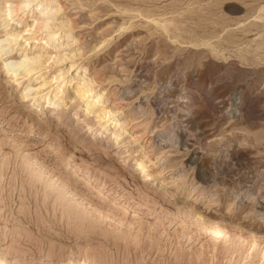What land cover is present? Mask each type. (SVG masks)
<instances>
[{
    "label": "rangeland",
    "instance_id": "1",
    "mask_svg": "<svg viewBox=\"0 0 264 264\" xmlns=\"http://www.w3.org/2000/svg\"><path fill=\"white\" fill-rule=\"evenodd\" d=\"M13 1L10 25H53L9 56H67L29 77L0 55V258L264 264V0ZM60 69L56 103L20 96ZM81 78L104 96L88 111ZM102 103L121 138L99 132Z\"/></svg>",
    "mask_w": 264,
    "mask_h": 264
},
{
    "label": "bare ground",
    "instance_id": "2",
    "mask_svg": "<svg viewBox=\"0 0 264 264\" xmlns=\"http://www.w3.org/2000/svg\"><path fill=\"white\" fill-rule=\"evenodd\" d=\"M19 8H20V6H19L18 2H14L13 0L12 1L0 0V24L3 25L2 29L4 30V33L1 34V36H0V55L1 56L3 55L4 58H5L4 62H6V63L4 64V68L6 70H9L10 67H14V66H17V68L18 67H22L21 69L24 70V74L25 75H29V77H30L31 75H35V74L39 73L43 69L41 67L49 66L48 63L55 64V62L63 60L64 58H66L67 55H65L66 53H62L60 50H56L57 48L55 50H51V49H49L47 47L46 48L43 47V50H40V51H38L36 53H29L28 52V53L22 54L21 56H19V58H15V57L9 56L10 49H12L14 47V44L17 41L21 42V39L24 38V40L22 41V44H23L26 41H28L30 38L37 39L38 35H39V34H37V32H38L39 29H41L43 27L49 28L50 26L53 25V24L49 23V21H46V18H44L42 16L34 18L33 22H31L26 27H19L18 25H15V26L14 25H10V23H12L13 20H15L14 19L15 13H12V12L13 11L14 12L17 11ZM55 25H58V24H55ZM57 34H58V31H53V32L49 33L48 35L44 36V39H45V43L44 44L45 45H47V44L50 45V41L53 38H55ZM6 46H8V47H6ZM40 75H43V73H40ZM64 75H65V71H63V70L61 71V69L58 70L57 75H54L53 77H48V76L43 75L42 79H41L42 82H40L34 88V91L30 92L31 91V88H29L30 85L29 86H25V87L23 86L24 87V90H23L24 92L20 96L23 97V98H26L31 93L34 94V96L37 95L38 92L41 93V94H38L37 97L41 98L42 96H45V98L42 101L40 100L39 102L36 99L37 106H41L40 109H43L45 106L47 107V102H48V105L51 102L56 103L57 100H59V98L63 95L61 93L62 88L60 90V82L64 78L62 80H60V81L58 80V78L60 76H64ZM65 78L68 80V81H66V83L72 82V81L76 80V75L75 74L74 75L73 74H69V75L65 76ZM12 79L15 82L19 78H17V75L15 74L14 76L12 75ZM12 79L10 78V80H12ZM57 80H58L57 85H58L59 88L56 91L54 90L55 92H54L53 96L50 93V96H48V99H47V95H48V92H49L48 88L50 86L53 87V84ZM46 89H47V91H45ZM70 89H71V92L73 94V97L76 100L88 99L86 104H85V107H86L85 110L86 111H88L89 109H93V108L97 107V105L101 102V98L104 97L99 92V93H96V95H94V97L92 99H89V96H90V93H91V91L93 89V86H91V85L89 86V84H86V82H83L82 78H81V80L79 81L78 84L72 85V87ZM95 96H97V97L95 98ZM58 106L59 105H54V111L58 108ZM92 116H93L94 120L97 123H99V132H101V130H103V129L104 130L107 129L108 127H114V129H116V132L114 133L113 137L117 139V138H121L123 136L124 129L123 130H119L120 127H121V122H120V120L118 118L115 117L114 109L111 107V105L106 104V103H102V106L100 108L92 111ZM145 128H146V126H145ZM135 164H136V170H140V171L141 170H145V167H146V165H145L146 164L145 157L139 158L138 160H136ZM143 175L145 176V178H149V176H150V174H149V172H147V170H145L143 172ZM88 206H89V204L87 205V207ZM259 253H261V255L263 254L262 251H260ZM84 259L81 261L80 264H91L92 263V262L90 263V262H88L87 260H84ZM90 260H91V258H90ZM5 263L7 264V261L5 262V260L0 258V264H5Z\"/></svg>",
    "mask_w": 264,
    "mask_h": 264
}]
</instances>
